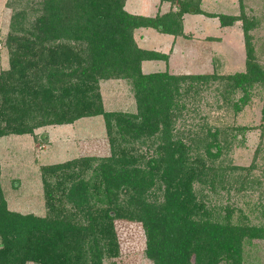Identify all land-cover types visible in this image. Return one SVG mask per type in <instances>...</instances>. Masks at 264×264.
Segmentation results:
<instances>
[{
  "label": "trees",
  "instance_id": "trees-1",
  "mask_svg": "<svg viewBox=\"0 0 264 264\" xmlns=\"http://www.w3.org/2000/svg\"><path fill=\"white\" fill-rule=\"evenodd\" d=\"M126 1L8 3L10 68L0 72V137L104 116L111 152L44 168L52 217L9 210L0 186V264H104L119 255L116 220L141 225L144 255L152 264H218L223 257L235 262L243 237L264 240V207L261 222L233 224L234 208L219 199L222 193L244 192L249 183L261 185L251 179V168L227 157L247 128L205 122L187 133L185 124L176 128L179 121L187 124L188 113L201 119L197 102L214 80L224 82L219 91L224 97L264 84L248 38L254 21L243 25L244 74H144L143 62L168 58L138 47L136 30L179 37L185 14L215 17L222 27L238 18L204 12L202 0H160L173 7L153 17L135 15L126 11ZM111 80L130 81L135 114L104 111L100 84ZM194 98L191 109L186 101L193 105ZM139 144L151 146L153 154H135ZM48 174L57 177L55 183ZM212 197L222 202L211 205ZM60 199L73 207L66 215L54 204Z\"/></svg>",
  "mask_w": 264,
  "mask_h": 264
},
{
  "label": "rangeland",
  "instance_id": "rangeland-1",
  "mask_svg": "<svg viewBox=\"0 0 264 264\" xmlns=\"http://www.w3.org/2000/svg\"><path fill=\"white\" fill-rule=\"evenodd\" d=\"M144 1L145 9L140 10L141 7H138V13L154 15L159 6L157 0ZM134 2V0L127 1V12L135 11L132 6ZM8 3H11L10 0H0V72L10 68L9 48L5 43L12 15V8ZM141 3L142 1L139 6ZM168 6L169 9L173 7L169 4L166 10ZM201 6L206 9L211 8L215 15L236 16L238 20L230 27H222L214 17L217 20L216 23L214 22V32L207 31L211 35L214 34V43L206 44L210 37L199 38L201 42L197 48L191 46L194 42L185 48V57L178 55L171 57L170 54L169 61L167 59V62H149L145 64L144 69L146 71L148 69L147 72L169 71L172 76L244 74L246 54L243 25L246 20H253L254 25L248 31V38L253 48L254 60L264 70V0H214V2L202 0ZM189 34L187 33L188 36ZM135 40L138 47L142 49L156 47L155 50L167 58L170 48L173 47L171 37L160 35L152 29L137 30ZM26 76L29 79L30 73ZM222 88L224 82L214 80L210 88L202 94L200 102L194 98L196 101L192 105L193 101L187 99L186 103L191 109L196 102L198 103L202 117L196 119L193 113H188L187 124L179 121L176 128L185 124L184 132L187 133L190 127L194 128L193 125L204 122L212 128L214 126L247 128L243 136L237 135V141L227 157L235 166L251 168L249 171L250 176L253 177L251 179L260 181L261 185L249 183L244 192L238 195L234 192L229 195L222 193L219 199L223 200L222 204H229L234 208L231 220L233 224H244L247 221L261 222L263 220L261 210L264 207V120L262 119L264 84H255L247 93L236 91L225 97L219 93ZM100 90L104 111L136 113L129 80L103 82L100 84ZM237 109L239 111L236 112ZM106 128V120L104 116H100L83 118L72 123L41 126L36 128L33 134L0 137V186L7 208L17 213L34 214L38 217L54 216L48 210L44 197L42 180L44 168L84 157H109L111 151ZM134 153L151 156L153 148L139 144ZM47 177L51 182H56V176L48 174ZM57 197H61L60 192H56ZM219 201L212 197L211 205L221 203ZM54 204L66 211L65 214H61L62 216L73 210L71 203L64 199L56 200ZM80 223L84 221L81 220ZM114 229L120 246L119 255L115 259H105L104 264H152L144 255L145 234L139 223L116 220ZM238 250V254L234 257L235 262L231 259L225 260L223 257L218 264H264V240L243 237Z\"/></svg>",
  "mask_w": 264,
  "mask_h": 264
},
{
  "label": "crops",
  "instance_id": "crops-1",
  "mask_svg": "<svg viewBox=\"0 0 264 264\" xmlns=\"http://www.w3.org/2000/svg\"><path fill=\"white\" fill-rule=\"evenodd\" d=\"M127 1H126L125 9L127 7ZM134 1L135 2L132 4V6H133V9L135 11L134 12H130L131 14L153 17L157 13L163 14V13H166L167 11H169V6H168V8L166 10V6L169 5L168 3H162L160 0H157V2L159 3L158 4L159 6H158V10L155 12V14L154 15H148V14L143 15V14L138 13L139 12L138 7H141L140 10L145 9V5H144L145 1L141 0L142 1L141 6H139V3L141 2L140 0H134ZM203 1H205V2L206 1L214 2V0H203ZM201 9L204 12H207V13H211V14L214 13V10L212 11L211 8L210 9H206L204 6H201ZM215 21H217V20L214 19V18L206 17L205 15H202V14H185L183 16V35L182 36L173 37L171 35H165V34L158 33L155 30L154 31L156 33L160 34V35L165 36V37H171L172 38L171 43L173 44V47L170 48V51L168 53L169 54L168 61H169L170 54H171V57L172 56H177V55L180 56V57H185L186 56V49L185 48L189 44H191L193 42H194V44H191V46H194L195 48H197L199 42H201V39L199 40V38L210 37V38H208L209 41H206V44L210 43V42L214 43V34L211 35V34L207 33V31L214 32V22ZM136 31H135V33H136ZM187 33H190L189 36L187 35ZM192 34H193V36H192ZM202 35H203V37H201ZM134 38H135V34H134ZM189 38H193V39H189ZM161 39H165V38H161ZM154 46H156V44ZM157 46H159V45H157ZM155 48L156 47L151 48V49L148 48L147 50L154 51V52H157V53H161V52H158L157 50H155ZM200 53H202V52H200ZM201 57H203V56L201 55ZM149 62H160V61H156L155 60V61H145V62H143L142 63V72L144 74L156 73V72H150V71L147 72L148 69H147V71L144 69L145 64L149 63ZM169 73H171V72H169Z\"/></svg>",
  "mask_w": 264,
  "mask_h": 264
}]
</instances>
